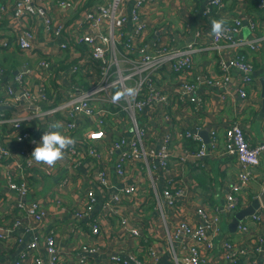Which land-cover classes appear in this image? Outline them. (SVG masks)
Segmentation results:
<instances>
[{
  "label": "crops",
  "instance_id": "1",
  "mask_svg": "<svg viewBox=\"0 0 264 264\" xmlns=\"http://www.w3.org/2000/svg\"><path fill=\"white\" fill-rule=\"evenodd\" d=\"M42 1L56 21H64L68 37V33L79 30L78 18L86 9L111 0H83L76 10L67 13L58 6L59 0ZM125 1V12L129 14L134 1ZM15 2L16 0H0V12L2 6L6 7V12L0 19V43H8L0 45V70L3 72V75L0 74V111H5L8 117H17L32 110L21 101L10 100L8 104L4 103L6 86L14 85L13 79L17 73L23 71L27 74L35 93L42 87L46 88L48 101L40 104L46 111L58 107L69 98L73 83L84 88L90 87L88 66L93 62L88 47L82 44L64 53L60 52L59 42L46 34L43 21L38 17L30 19L28 23L36 30L34 49L29 52L20 50L16 41L21 21L14 16L11 9ZM209 3L210 0H156L142 8L143 19L153 28L145 41L148 48L157 46L159 38L163 37L174 47L186 48L192 44L196 49L193 53L194 67L189 74L174 72L166 67L156 78L159 85L167 92L175 93L180 89V82L183 80L195 82L198 77L207 76L215 81L213 85L202 84L196 90L195 96L200 98L196 103L189 102L183 108L178 101H174L168 108L148 107L138 115L139 121L149 125L152 130L147 140L150 146L157 147L172 132L177 134L170 144V172L158 167L150 174L146 164L131 161L127 164V177L123 179L117 175L115 163L122 151L109 150L121 137L133 136V125L124 111L107 103L94 102L97 113L91 117H82L79 128L72 133L66 130L62 113L48 115L38 123H33V132L40 138L47 122L60 121L63 127L59 131L74 138L76 142L90 131L100 128L103 132L102 138L95 144L106 151L109 184H100L98 165L94 159L84 156L81 165L74 167L65 157L53 168L35 162V167L29 173L30 193L27 197H21L6 185V176L8 164L15 165L17 161L24 162V159L11 157L0 161V226L11 229L15 219H22V226L15 233L9 231L6 240L0 241V264H17L20 255L26 250L27 242L33 239H37L39 245L35 255L41 256L46 263L49 255L45 236L50 230L56 233L61 257L72 264H80L79 261L84 256L87 257L85 264H124L113 262L112 258L117 255L128 260V264H137L130 260L131 257L142 260L144 264H174L158 198L163 202L172 230L183 219L193 224L199 223V206H205L211 213L220 211L227 193L238 183V173L241 171L237 156L227 153L225 149L227 124L230 121L241 124L247 139L253 145L264 141L260 81V77L264 76V9L259 7V0H222V6H215L210 15L206 16L204 10ZM249 17L258 21L259 26L255 32L250 27ZM220 18L226 19L228 23L236 18L242 19V28L236 38L259 41L256 49H252L247 43L239 50L252 60L255 68V81L246 88V97L240 94L242 73L237 68L230 66L229 79H223L225 71L222 69L221 59L232 56L235 49L226 43H221L218 48L212 46L211 21ZM43 61L52 62V67H43ZM75 65L79 70L73 74ZM227 65H230L229 61ZM107 110L111 114H107ZM103 116L107 120L106 127L98 124L99 117ZM8 126L10 124L1 125L0 131L6 132ZM208 128L210 143H205L200 131ZM213 130L217 131L216 146L211 145ZM186 132L197 135L198 138L188 136ZM1 139L12 150L21 148V144L15 139L8 136ZM39 144L40 142L36 146L27 144V147L33 152ZM203 144L207 146V153L202 158L183 156L186 149L197 151ZM123 149L128 150L130 147L126 145ZM253 175L249 185L243 187L237 210L247 207L254 198L263 194L264 155L261 157V164L254 168ZM66 177H71V182L61 189L62 181ZM167 182L173 191L178 188L184 191V195L177 198L174 207H169L161 195ZM130 183L140 185L141 189L131 197L124 196L122 204L117 203L111 209L104 210L103 207L112 193L120 191ZM88 188L95 189L98 197L95 216L98 217L101 233L96 235L92 233L87 220L79 218L75 212L84 203ZM32 200L45 208V218L41 223L17 206L21 201L29 203ZM235 213L224 217L220 212L223 218L218 229L207 232L213 247L208 250L201 245L205 255V262L202 264H228L226 254L230 250L224 246L227 237L233 251L245 252L240 255L239 264H264L262 252L256 249L264 239V204L256 212L261 215V219H253L251 216L245 218L250 228L246 233L239 229L230 231L229 223ZM123 219H126L127 224H121ZM28 226L32 230L26 233ZM132 229H136L138 235H134ZM20 236L25 239L23 243L16 242ZM86 245L96 248V251L85 252L83 246ZM175 246L179 248V243ZM151 250L155 252V256L149 255ZM180 262L188 264L183 258ZM23 264H33V258L25 259Z\"/></svg>",
  "mask_w": 264,
  "mask_h": 264
},
{
  "label": "built area",
  "instance_id": "2",
  "mask_svg": "<svg viewBox=\"0 0 264 264\" xmlns=\"http://www.w3.org/2000/svg\"><path fill=\"white\" fill-rule=\"evenodd\" d=\"M83 0H59L58 6L66 13L70 10H76ZM132 9L129 14L125 12V0L102 1L94 6L86 9L78 18L79 30L77 32L68 33L66 36L64 21H56L49 14L47 7L42 0H16L11 9L14 16L21 21V27L17 36V46L24 52L34 49L36 30L28 24L30 19L36 17L42 19L44 30L53 40L59 42V51L64 53L76 45H85L88 47L92 64L88 66L90 87L84 88L80 84L73 83L69 92V98L61 105L48 110H43L40 104L48 101L46 88H41L38 93L33 90L32 83L29 82L25 72H19L14 76V85L6 86L5 104L10 100L20 102L25 99L30 105H37L36 109L29 110L17 117H8L5 111H0V126L10 124L6 132L0 131V161L11 157H22L24 162H18L15 165L8 164L6 185L13 192H17L21 197H27L30 193V171L35 167V161L31 158L32 151L28 149L27 144L36 146L41 143V138L46 131H50L48 125L53 123L47 122L43 128V134L40 138L31 130L33 123H38L48 115L62 113L65 117V126L68 133H72L79 128L82 117H91L97 113L94 102L107 103L118 107L124 111L132 123L133 136L130 138L121 137L114 142V149H120L121 155L115 163V171L121 178L127 177V164L131 161L142 162L146 164L148 173L152 174L154 169L160 167L165 172H170L171 159V140L175 139L176 133L167 135L162 143L157 147L147 144V140L152 133L149 125L141 123L138 119L139 113L148 107H170L174 101H178L184 108L189 102L196 103L200 98L195 96L196 90L202 85H213L215 81L211 77L200 76L195 82L181 81L180 89L175 93L167 92L156 78L159 72L170 67L174 72L189 74L194 67L193 53L196 51L195 46L189 44L186 48L174 47L168 40L163 37L159 38V44L153 48H148L145 44L147 35L153 28L143 19L142 8L145 4L155 3L156 0H133ZM130 2V1H129ZM259 7L264 9V0H259ZM222 6V0H210L206 6L204 13L210 15L212 9ZM6 7H1L0 19L2 18ZM243 21L236 18L232 23L226 24V32L223 37L212 36V46L220 47L221 43L235 49V53L227 58L221 59L222 69L225 71L224 80L229 79L230 66L237 68L242 73V85L240 94L242 97L247 96V87L255 81V68L252 60L240 53L239 50L250 44L252 49L258 48V39L245 41L236 38V34L241 31ZM249 24L253 32L259 26L258 21L249 17ZM6 41L0 45H7ZM229 61L230 65H227ZM52 62L43 61L41 65L45 68L52 67ZM79 70L78 66H74L72 73L76 74ZM1 74V70H0ZM17 89H19L17 91ZM132 89V92L128 90ZM123 95L117 97L118 94ZM111 114L110 110L106 111ZM99 126L106 127V117H99ZM102 130L94 129L87 133L85 137L75 143V147L66 150V155L76 167L81 165L83 157L87 156L95 160L99 170V182L102 185L109 184V171L106 163V151L99 148L95 142L102 138ZM188 136L198 138L190 132H186ZM212 146L217 144V131L213 130ZM8 136L15 139L21 144V148L12 150L1 137ZM86 144V146H84ZM128 145L130 149L124 150L123 147ZM225 149L227 153L237 156L241 166L238 173V183L234 184L232 189L227 193L225 203L217 213H211L205 206H199L198 215L201 217L199 223H191L183 219L172 230L167 220V212L163 206L161 198H158V207L163 220V224L169 238L171 249L173 252L174 264H181L183 258L188 264H202L205 262V255L201 249L203 245L210 250L213 247L212 241L209 239L207 232L212 229H218L221 224L223 215L231 216L239 208L240 194L244 186L249 185L253 178L254 168L261 164V157L264 155V141L255 145L251 144L246 137L245 130L239 123L230 121L225 129ZM207 146L201 145L197 151L186 149L184 155L194 159L202 158L206 153ZM183 160V157H182ZM71 182V177L63 179L61 189L67 187ZM141 189L136 183H130L120 191L112 193V196L105 203L103 209L109 210L114 204L121 203L124 196L131 197ZM162 198L169 207L176 205L178 197L184 195L182 188L173 191V188L167 182V186L161 191ZM98 203L97 192L93 188H88L84 203L75 209L76 215L87 220L92 229L93 234H100L101 229L98 217L95 216V207ZM26 214L38 223L45 218V208L37 201L25 203L21 201L17 204ZM223 213V215L220 214ZM253 219H261V215L253 214ZM121 224H127L126 219ZM22 226V219L17 218L13 222L11 229L0 226V241L3 242L9 235V231H13ZM238 229L243 233L250 230L248 223L244 219ZM32 230L30 226L25 229L28 233ZM134 235H138L136 229H132ZM25 239L17 237L16 242L23 243ZM46 249L49 255L46 263L41 256H36L35 251L38 250V240L33 239L27 242L26 250L20 255L17 264H23V261L29 257L33 258V264H72L71 261L61 257L57 245V236L54 230H50L45 236ZM179 243V248H176ZM224 246L230 250L226 254L228 264H239L240 255L245 254L244 251H233L232 245L227 239ZM262 252L264 260V239L256 248ZM85 252H94L96 248L91 246H83ZM149 255L155 256L153 250L149 251ZM113 262H123L128 264L129 261L123 259L121 255L114 256ZM131 261L137 264H144L138 258L131 257ZM80 264L87 262L84 256L79 261Z\"/></svg>",
  "mask_w": 264,
  "mask_h": 264
},
{
  "label": "clouds",
  "instance_id": "3",
  "mask_svg": "<svg viewBox=\"0 0 264 264\" xmlns=\"http://www.w3.org/2000/svg\"><path fill=\"white\" fill-rule=\"evenodd\" d=\"M227 20L224 18L213 19L211 21V31L210 35L214 37H223L226 32ZM132 92V89L128 90ZM123 95L120 93L117 95ZM50 131H46L42 138L41 143L35 147L31 154V158L35 160L38 164L46 165L49 168H53L56 164L65 158L66 150L70 147H75V139L64 135L59 129L63 127L62 122L55 121L48 125Z\"/></svg>",
  "mask_w": 264,
  "mask_h": 264
},
{
  "label": "water",
  "instance_id": "4",
  "mask_svg": "<svg viewBox=\"0 0 264 264\" xmlns=\"http://www.w3.org/2000/svg\"><path fill=\"white\" fill-rule=\"evenodd\" d=\"M261 85H262V104H263V111H264V76L260 77ZM24 105L28 109H36L37 105H30L28 101L25 99L22 101ZM209 128L206 130L200 131L205 143H210V137H209ZM264 204V191L263 194L260 197L254 198L252 202L247 206L240 208L237 210V212L232 217V220L229 223V229L231 232H235L238 230L239 224L247 217L252 216L255 214L261 205Z\"/></svg>",
  "mask_w": 264,
  "mask_h": 264
},
{
  "label": "trees",
  "instance_id": "5",
  "mask_svg": "<svg viewBox=\"0 0 264 264\" xmlns=\"http://www.w3.org/2000/svg\"><path fill=\"white\" fill-rule=\"evenodd\" d=\"M5 69V72H6V68L5 67H3V70ZM1 75H3V72H2V70H1ZM32 130H33V128H32Z\"/></svg>",
  "mask_w": 264,
  "mask_h": 264
}]
</instances>
